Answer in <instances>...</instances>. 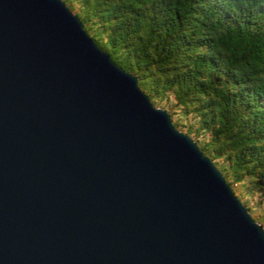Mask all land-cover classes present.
<instances>
[{
	"label": "water",
	"instance_id": "1",
	"mask_svg": "<svg viewBox=\"0 0 264 264\" xmlns=\"http://www.w3.org/2000/svg\"><path fill=\"white\" fill-rule=\"evenodd\" d=\"M0 264H264V227L63 0H0Z\"/></svg>",
	"mask_w": 264,
	"mask_h": 264
},
{
	"label": "trees",
	"instance_id": "2",
	"mask_svg": "<svg viewBox=\"0 0 264 264\" xmlns=\"http://www.w3.org/2000/svg\"><path fill=\"white\" fill-rule=\"evenodd\" d=\"M81 1L85 30L150 100L172 92L208 132L200 149L263 189L264 0Z\"/></svg>",
	"mask_w": 264,
	"mask_h": 264
},
{
	"label": "rangeland",
	"instance_id": "3",
	"mask_svg": "<svg viewBox=\"0 0 264 264\" xmlns=\"http://www.w3.org/2000/svg\"><path fill=\"white\" fill-rule=\"evenodd\" d=\"M68 1L72 5L74 14L80 11L81 0ZM152 103L156 107L165 109L170 114L175 127L189 135L193 140L195 139L194 141L199 147L207 142L208 132L205 130L196 132V128L199 126V117L194 113L185 114L182 107L177 105L172 92H166L164 96L156 98ZM212 162L222 172L234 194L246 206L252 218L264 227V188L260 189L254 186L247 178L242 181H234L228 162L223 157L214 158Z\"/></svg>",
	"mask_w": 264,
	"mask_h": 264
}]
</instances>
